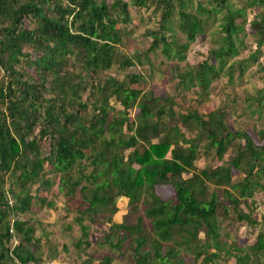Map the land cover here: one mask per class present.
I'll return each instance as SVG.
<instances>
[{
    "label": "trees",
    "instance_id": "obj_1",
    "mask_svg": "<svg viewBox=\"0 0 264 264\" xmlns=\"http://www.w3.org/2000/svg\"><path fill=\"white\" fill-rule=\"evenodd\" d=\"M108 1L0 0V68L7 75V79H0V264H6V260L11 264L37 263L38 249H30L39 242L34 226L21 220L10 223L7 218L11 208L17 214L30 211V184L52 185L44 178L45 173L59 174V190L67 196L79 191L88 203L78 218L85 238L79 240L78 247L83 242L90 245L83 215L97 211L114 215L118 211L116 200L125 198L129 214H137L136 222H112L106 242L120 251L124 239L130 237L135 264H182L178 258L182 249L196 253V259L206 255L203 264L215 262L222 251L232 256L235 264H264V231L253 246L235 247L234 252L222 241L220 227L221 219L229 216L235 223H259L241 205L253 198L257 185L264 189L253 179L257 167L256 172L264 163V145H256L246 132L232 133L222 110L206 115L177 114L172 108L173 97H154L130 86L140 82L141 75H129L123 81L102 78L117 63L121 69L142 64L139 53L119 58L118 47L123 40L119 25L131 22V5L163 7L159 30L148 33L152 44L147 52L161 48L166 59L181 62L186 60L184 53L190 44L204 33V24L213 15L223 13L218 47L210 50L204 62L177 74L179 86L199 87L200 95L205 96L212 82L225 71L230 78L235 70H240V76L245 71L243 61L230 60L239 55L244 44L239 36L245 32L246 8L236 6L232 0H213L210 7L199 1L195 12H188L191 0H178L182 21L179 28L187 40L180 43L171 25L174 0ZM246 1L250 8L264 9V0ZM25 19L35 22L36 28L24 27ZM250 27L257 46L250 59L256 62L264 46V13L259 12ZM145 59L151 64L148 53ZM22 61L34 68L36 76L25 77L17 67ZM70 62L76 68L74 75L67 69ZM87 78L92 83L88 84ZM113 99L122 109L114 107ZM247 102L249 107L256 106L252 113L261 116L264 89ZM135 108L139 112L134 124L129 116ZM88 109L92 110L86 114ZM175 118H179L181 127L177 122L168 123V119ZM183 128L196 131L195 138L187 137ZM203 136L209 141L206 148L215 149L220 161L233 138L244 144L228 164L197 170L198 139ZM260 138L264 141V130ZM46 139L52 146L49 155L41 145ZM233 168L246 175L243 182H233ZM8 174L22 188L19 192L11 188L13 201L4 191ZM210 185L214 187L211 192ZM164 186L173 190L167 197L160 192ZM144 218L151 221L149 233ZM201 230L207 237L202 245ZM122 231L125 236L114 243L112 235ZM15 238L19 242L11 248L9 244ZM114 260L104 256L100 264H113ZM83 264L93 263L85 260Z\"/></svg>",
    "mask_w": 264,
    "mask_h": 264
},
{
    "label": "rangeland",
    "instance_id": "obj_2",
    "mask_svg": "<svg viewBox=\"0 0 264 264\" xmlns=\"http://www.w3.org/2000/svg\"><path fill=\"white\" fill-rule=\"evenodd\" d=\"M124 1L130 3V0ZM184 1L189 2V0ZM199 1L210 7V2L213 0H191L192 3L187 7L188 12H195L196 4ZM108 2L111 3L113 0ZM232 3L240 8H246L247 13V23L244 26L245 32L239 36L244 44L240 48L239 55L230 60V63L243 61L245 64L243 75L240 76V70H235L233 78H230L225 71L212 82L209 92L205 96L200 95L202 92L199 87L186 88L182 85L179 86L178 72L204 62L209 58L210 50L218 47L221 35L220 20L224 14L213 15L204 24V33L198 35L196 41L190 44L184 53L186 60L181 62L177 59H166L162 55L161 48L153 52H147L152 44V38L148 33L153 30H159L163 13V7L154 4L149 8H137L131 5V22L127 25H119L120 30L123 31V40L118 47L119 58H122V56L132 58L136 53H139L142 64L121 69L117 63L110 70L103 73L102 78L109 76L123 81L129 75H141L142 80L137 84H130L128 80L127 82L132 88L143 90L146 94L152 93L154 97H173L174 105L172 108L177 114L198 113L199 115H206L214 110H222L226 113L224 122L232 133L246 132L256 145H264V141L260 138V132L264 130V111L261 116L254 115L252 111L256 106L249 107L247 102V99L255 96L258 90L264 89V46L261 47L259 54H257L258 60L256 62L250 59L257 49L253 36L254 31L250 27V22L259 12L264 13V9L250 8L247 6L246 0H232ZM180 4V1L174 0L175 13L172 17L171 25L178 41L186 43V34L179 28L182 24L178 14ZM24 25V27L31 30L36 28L35 22L31 19H25ZM166 34L171 40V33L167 32ZM34 50L32 48L31 51ZM147 53L151 64H148L145 59V54ZM211 62L214 63L215 61L212 59ZM17 67L25 72V77L36 76L34 68L28 66L24 61ZM67 69L72 75L76 73L73 62H70ZM4 77L7 79L5 70L0 68V79ZM87 80L89 81L88 84L92 83L89 78ZM87 96L88 93L84 95V100L87 99ZM111 102L116 109H122L114 99ZM157 108L158 106L154 109ZM75 109L78 110L77 106H75ZM91 110L88 109L86 114H89ZM138 112L139 109L135 108L130 113L129 120L133 121L134 124L137 121L136 113L138 114ZM167 121L169 124L178 123L179 118L168 119ZM178 124L180 127L182 126L181 123ZM181 130L185 131L187 137L195 138L196 131L189 132L190 130L187 128ZM125 131L130 132L127 129ZM198 140L200 155L196 162L197 170L228 164L237 155L238 147L244 144L240 139L233 138L224 160L220 161L215 155V149L208 150L206 148V145L209 144L206 136ZM41 145L43 152L49 155L52 147L50 140H44ZM49 168L50 165H47L46 170ZM259 168V171L256 172L258 170L257 167L253 179L256 183L264 185V163ZM232 172L234 183L244 181L246 175L242 170L233 168ZM74 175V177H77L78 173ZM44 178L50 180L52 185L30 184L27 188L31 191L33 198L30 211L24 214H17L11 208L7 218L10 223L21 220L27 221L34 226V236L39 242L35 243L37 244L36 247L32 246L30 248L31 245L28 247L33 252L38 249L35 255L37 263L31 262L29 264H83L85 260H90L93 264H100V259L104 256L113 257L115 259L113 264H135L134 255L130 248L132 241L130 237L124 239L120 251L115 250L106 242V236L110 234L112 222H136L137 214H129L127 199L119 198L116 200L118 211L114 215L110 211H97L83 215L84 224L89 227L88 239L90 245L86 246L85 242H83V245L78 247L80 239L85 241L78 218L88 208V203L84 201L79 191H77L75 196H67L64 192H61L59 190V174L45 173ZM11 188L17 192L22 190L15 183V179L11 181V174H8L5 175L4 191L8 193L10 201H13ZM171 189L170 187H164L163 192H160L167 197ZM213 190L214 187L210 185L209 192ZM253 192V198L245 199L241 209L258 220L259 223L256 226H251L246 222L235 223L230 216L222 218L220 221L221 239L226 244V248H231L234 252H236L235 247L248 249L253 246L259 233L264 231V223L262 222L264 218V189L257 185ZM219 194L221 198L224 197L221 190ZM143 207L141 206L140 208V214H143ZM144 219L149 233L151 231V221L147 218ZM124 236L125 233L123 231L118 232L112 235V241L116 243ZM199 238L201 239L200 245H202L207 238L205 230L200 231ZM18 242L17 238H15L10 242L9 246L13 248ZM169 245H173V243H169ZM211 252H215V250L212 249ZM218 255V259L216 258L215 260L216 263L210 264H235L236 262L232 256H227L223 251L218 252ZM205 256L203 255L201 258L196 259V253L182 249L178 258L183 260L182 264H203ZM6 264H11L10 260H6Z\"/></svg>",
    "mask_w": 264,
    "mask_h": 264
},
{
    "label": "crops",
    "instance_id": "obj_3",
    "mask_svg": "<svg viewBox=\"0 0 264 264\" xmlns=\"http://www.w3.org/2000/svg\"><path fill=\"white\" fill-rule=\"evenodd\" d=\"M197 162V161H196ZM196 162H195V166H196ZM204 169V168H203ZM191 175V174H190ZM188 177H190V176H188ZM164 187H170V188H172L171 186H164ZM164 187H161V189H160V191L161 192H163V188ZM169 189V188H168ZM173 190L171 189L168 193H171Z\"/></svg>",
    "mask_w": 264,
    "mask_h": 264
},
{
    "label": "bare ground",
    "instance_id": "obj_4",
    "mask_svg": "<svg viewBox=\"0 0 264 264\" xmlns=\"http://www.w3.org/2000/svg\"><path fill=\"white\" fill-rule=\"evenodd\" d=\"M133 260V259H132Z\"/></svg>",
    "mask_w": 264,
    "mask_h": 264
}]
</instances>
